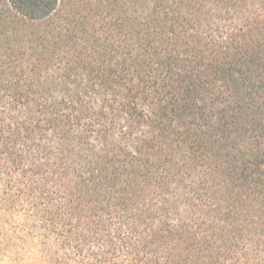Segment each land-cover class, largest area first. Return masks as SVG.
I'll return each instance as SVG.
<instances>
[{
    "label": "trees",
    "instance_id": "1",
    "mask_svg": "<svg viewBox=\"0 0 264 264\" xmlns=\"http://www.w3.org/2000/svg\"><path fill=\"white\" fill-rule=\"evenodd\" d=\"M55 264H264V0H0V173Z\"/></svg>",
    "mask_w": 264,
    "mask_h": 264
},
{
    "label": "rangeland",
    "instance_id": "2",
    "mask_svg": "<svg viewBox=\"0 0 264 264\" xmlns=\"http://www.w3.org/2000/svg\"><path fill=\"white\" fill-rule=\"evenodd\" d=\"M15 178L21 180L0 173V264H55L60 245L42 217V200L32 206Z\"/></svg>",
    "mask_w": 264,
    "mask_h": 264
}]
</instances>
